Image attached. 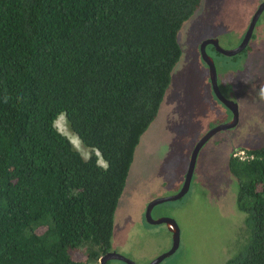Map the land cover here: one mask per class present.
Returning <instances> with one entry per match:
<instances>
[{
    "label": "trees",
    "instance_id": "obj_1",
    "mask_svg": "<svg viewBox=\"0 0 264 264\" xmlns=\"http://www.w3.org/2000/svg\"><path fill=\"white\" fill-rule=\"evenodd\" d=\"M201 1L0 0V264H98L110 250ZM61 114L88 159L56 128ZM244 154L228 170L248 239L225 264H264V146Z\"/></svg>",
    "mask_w": 264,
    "mask_h": 264
},
{
    "label": "rangeland",
    "instance_id": "obj_2",
    "mask_svg": "<svg viewBox=\"0 0 264 264\" xmlns=\"http://www.w3.org/2000/svg\"><path fill=\"white\" fill-rule=\"evenodd\" d=\"M258 2L202 0L178 32L180 59L156 118L136 146L114 213L110 248L134 264H149L172 244V234L165 224L146 222L147 203L179 191L197 140L232 116L212 92L211 74L200 55V44L215 38L221 48H235ZM256 30L260 36L251 40L254 48L237 55L226 56L211 45L206 47L217 70L220 92L237 105L238 121L235 127L215 133L202 145L186 194L154 207L153 218H173L180 229L177 250L160 264H225L248 239L245 213L236 206L237 182L228 170V160L232 153L238 156L244 149L264 146V100L259 97L264 86V10L254 33ZM167 93L174 98L171 102L165 100ZM55 126L84 159L89 158L91 150L71 132L63 114ZM99 164L104 166L101 160ZM108 264L126 263L116 260Z\"/></svg>",
    "mask_w": 264,
    "mask_h": 264
},
{
    "label": "water",
    "instance_id": "obj_3",
    "mask_svg": "<svg viewBox=\"0 0 264 264\" xmlns=\"http://www.w3.org/2000/svg\"><path fill=\"white\" fill-rule=\"evenodd\" d=\"M264 9V1L259 5L257 11L255 12L252 21L249 25V29L246 32V35L244 37L243 42L233 48V49H223L221 47H219L218 45V41L216 39H209L207 41H205L201 47H200V51H201V55H202V59L207 63L208 67H209V71L211 74V81H212V90L215 94V96L217 97V99L222 102L224 104L225 107H227L231 112H232V118L230 121H228L227 123L224 124H220L218 126L213 127L212 129H210L195 145L192 154H191V158H190V164H189V169L187 171V174L185 176V181L184 184L181 188V190L172 196H168V197H159L156 199H153L152 201L149 202V204L147 205L146 211H145V218L146 220L151 223V224H160V223H165L168 227V229L172 232V247L170 248L169 251L161 254L160 256H158L156 259H154L151 263L149 264H158L162 259H164L165 257L171 255L178 247L179 245V236H180V231H179V227L176 223V221L173 218H169V217H160L157 219H153L151 216V209L154 205L161 203V202H165L168 200H176L180 197H182L188 190L189 187V183H190V179H191V175H192V170L196 161V155L200 149V147L206 142V140L211 137L213 134H215L218 131H224L228 128H231L233 126H235V124L238 121V113H237V105L236 103H234L232 100L226 99L221 92L219 91L218 88V77H217V70L215 69L214 66V62L211 56H209L206 51H205V45L207 43L212 44L215 49L220 52L223 55L226 56H233L235 54H237L238 52H240L246 45V41L249 38L250 34L252 33V28L255 24V21L257 20L259 14L261 13V11ZM123 260L129 264H134L131 260H129L128 258H126L125 256L119 254V253H115V252H111V253H107L105 254L103 257H101L99 259V264H106L107 261L110 260Z\"/></svg>",
    "mask_w": 264,
    "mask_h": 264
},
{
    "label": "flooded vegetation",
    "instance_id": "obj_4",
    "mask_svg": "<svg viewBox=\"0 0 264 264\" xmlns=\"http://www.w3.org/2000/svg\"><path fill=\"white\" fill-rule=\"evenodd\" d=\"M264 0H259V2L257 3V8H256V10H255V12L257 11V9H258V7H259V5L263 2ZM264 10V9H263ZM263 10L261 11V13L263 12ZM255 12H254V14H255ZM261 13L259 14V16H258V18H257V20L255 21V24H254V26H253V28H252V33L250 34V36H249V38L247 39V41H246V45H245V47L240 51V52H238L237 54H239V53H241V52H244V51H246V50H248V49H252V48H254V42L253 43H251V40L252 39H254L255 37H257V38H255V40L256 39H258L259 38V36H260V33H259V31L257 32V30L255 31V33H254V29H255V27H256V23H257V21H258V19H259V17H260V15H261ZM254 14H253V16H254ZM253 16H252V18H253ZM252 18H251V21H252ZM251 21H250V23H251ZM250 23H249V25H250ZM249 25L247 26V30L249 29ZM246 32L247 31H245V33H244V35H243V37H242V39H241V41H240V43L237 45V46H239L242 42H243V40H244V37H245V35H246ZM254 37V38H253ZM209 39H215V38H209ZM209 39H206V40H204L201 44H200V47H201V45L205 42V41H207V40H209ZM217 40V39H216ZM254 40V41H255ZM218 41V40H217ZM253 41V40H252ZM208 45H211L212 47H213V49H215V47L212 45V44H209V43H207L206 45H205V51H206V47L208 46ZM218 45H219V42H218ZM236 46V47H237ZM220 47V46H219ZM262 49H263V51H264V44L262 45ZM216 50V49H215ZM217 51V50H216ZM218 52V51H217ZM206 53H207V51H206ZM220 53V52H219ZM208 54V53H207ZM221 54V53H220ZM237 54H235V55H237ZM200 55H201V51H200ZM209 55V54H208ZM210 56V55H209ZM234 56V55H233ZM201 57H202V55H201ZM213 59V58H212ZM263 60H261V62H262ZM211 84H212V81H211ZM211 89H212V86H211ZM220 91V90H219ZM212 92H213V90H212ZM213 94H214V92H213ZM222 94V93H221ZM173 96L175 97V95L173 94ZM214 96H215V94H214ZM224 96V95H223ZM225 97V96H224ZM215 98L217 99V97L215 96ZM226 99H229V100H232V99H230V98H227V97H225ZM168 99H170V100H168ZM174 98L169 94L168 95V93H167V95H166V97H165V100H167L166 102H171L172 100H173ZM218 100V99H217ZM219 101V100H218ZM233 101V100H232ZM234 103H235V101H233ZM222 103V102H221ZM223 104V103H222ZM224 105V104H223ZM163 108V107H162ZM227 108V107H226ZM231 115H232V112H231ZM231 118H232V116H231ZM231 120V119H230ZM229 120V121H230ZM228 122V121H227ZM237 124V123H236ZM236 124H235V126H236ZM218 125H220V124H218ZM218 125H215V126H218ZM215 126H213V127H215ZM235 126H233V127H235ZM212 127V128H213ZM233 127H231V128H233ZM212 128H210V129H212ZM231 128H228V129H226V130H229V129H231ZM209 129V130H210ZM208 130V131H209ZM226 130H224V131H226ZM207 131V132H208ZM206 132V133H207ZM219 132V131H218ZM206 133H204L198 140H197V142L206 134ZM217 133V132H216ZM214 135V134H213ZM210 138V137H209ZM208 138V139H209ZM207 139V140H208ZM177 140H179V141H182L183 142V139L182 140H180L179 138H178V135H177ZM206 140V141H207ZM197 142L195 143V145L197 144ZM195 145H194V147H195ZM194 147H193V149H194ZM202 147V146H201ZM200 147V148H201ZM193 149H192V151H193ZM200 150V149H199ZM192 151H191V153H190V157H189V163H188V168H187V171H188V169H189V164H190V158H191V154H192ZM199 152V151H198ZM197 155H198V153H197ZM197 155H196V158H197ZM196 162V161H195ZM194 167H195V164H194ZM194 167H193V170H194ZM193 170H192V174H193ZM187 171H186V174H187ZM186 174H185V176H186ZM185 176H184V181H185ZM191 178H192V175H191ZM184 181H183V184H184ZM190 182H191V179H190ZM183 184H182V186H183ZM182 186H181V188H182ZM189 186H190V183H189ZM181 188L179 189V191L181 190ZM188 189H189V187H188ZM178 191V192H179ZM188 191V190H187ZM177 192V193H178ZM177 193H175V194H177ZM175 194H173V195H175ZM186 194V193H185ZM184 194V195H185ZM183 195V196H184ZM172 196V195H171ZM182 196V197H183ZM166 197H168V196H166ZM181 198V197H180ZM154 199H156V198H154ZM179 199V198H178ZM153 200V199H152ZM152 200H150V201H152ZM177 200V199H176ZM149 201V202H150ZM168 201H173V200H168ZM149 202L147 203V205L149 204ZM166 202V201H165ZM161 203H163V202H161ZM158 204H160V203H158ZM147 205H146V207H145V210H144V218H145V211H146V208H147ZM157 205V204H156ZM156 205H154L153 207H152V209H151V216H152V211H153V209H154V207L156 206ZM152 218H153V216H152ZM160 218V217H159ZM153 219H157V218H153ZM145 220H146V218H145ZM146 222H148L147 220H146ZM149 223V222H148ZM151 224V223H150ZM161 224V223H160ZM163 224H165V223H163ZM166 225V224H165ZM167 226V225H166ZM167 229H168V227H167ZM170 231V230H169ZM179 231H180V229H179ZM170 233L172 234V232L170 231ZM179 242H180V236H179ZM179 246V245H178ZM171 247H172V244H171ZM170 247V248H171ZM178 248V247H177ZM170 250V249H169ZM169 250H167V251H169ZM177 250V249H176ZM175 250V251H176ZM167 251H165V252H167ZM174 251V252H175ZM111 252H114V251H112L111 250V248H110V250H108V252H106L105 254H107V253H111ZM164 252V253H165ZM173 252V253H174ZM116 253V252H115ZM172 253V254H173ZM105 254H103L101 257H103ZM163 254V253H162ZM171 254V255H172ZM160 256V255H159ZM170 256V255H169ZM234 256V255H233ZM100 257V258H101ZM158 257V256H157ZM157 257H155L154 259H156ZM168 257V256H167ZM231 257V256H230ZM230 257H228V258H230ZM127 258V257H126ZM166 258V257H165ZM164 258V259H165ZM227 258V259H228ZM129 259V258H128ZM153 259V260H154ZM164 259H162L158 264H160ZM116 260H119V259H116ZM116 260H110V261H116ZM130 260V259H129ZM152 260V261H153ZM120 261H122V262H125V261H123V260H120ZM151 261V262H152ZM108 262L109 261H107L106 262V264H108ZM133 262V261H132ZM150 262V263H151ZM126 264H129V263H127V262H125ZM134 263V262H133ZM98 264H99V260H98Z\"/></svg>",
    "mask_w": 264,
    "mask_h": 264
},
{
    "label": "clouds",
    "instance_id": "obj_5",
    "mask_svg": "<svg viewBox=\"0 0 264 264\" xmlns=\"http://www.w3.org/2000/svg\"><path fill=\"white\" fill-rule=\"evenodd\" d=\"M259 97L261 100H264V86H261L260 92H259Z\"/></svg>",
    "mask_w": 264,
    "mask_h": 264
},
{
    "label": "built area",
    "instance_id": "obj_6",
    "mask_svg": "<svg viewBox=\"0 0 264 264\" xmlns=\"http://www.w3.org/2000/svg\"><path fill=\"white\" fill-rule=\"evenodd\" d=\"M238 154H239L238 156H239L240 158H245L244 151H240Z\"/></svg>",
    "mask_w": 264,
    "mask_h": 264
}]
</instances>
